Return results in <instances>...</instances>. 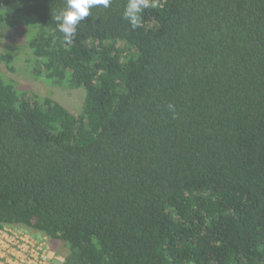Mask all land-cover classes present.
Returning a JSON list of instances; mask_svg holds the SVG:
<instances>
[{"label":"trees","instance_id":"obj_1","mask_svg":"<svg viewBox=\"0 0 264 264\" xmlns=\"http://www.w3.org/2000/svg\"><path fill=\"white\" fill-rule=\"evenodd\" d=\"M147 2L68 43L66 0H0V50L21 25L37 75L85 91L72 115L0 70V228L62 264H264V0Z\"/></svg>","mask_w":264,"mask_h":264},{"label":"rangeland","instance_id":"obj_2","mask_svg":"<svg viewBox=\"0 0 264 264\" xmlns=\"http://www.w3.org/2000/svg\"><path fill=\"white\" fill-rule=\"evenodd\" d=\"M148 4L150 5V3ZM28 36V30L21 25L3 30L0 53H10L13 58V71H9L3 63L0 65L4 78L22 91L34 94L39 99L54 100L72 115L80 114L85 102V91L83 89H70L65 85L49 81L42 75H37L35 69L39 66L35 64L27 48ZM17 230L26 233L33 242H45L55 260L62 261L68 254L67 249L61 243L48 241L45 237L36 238L39 237V234H33L25 229L17 228Z\"/></svg>","mask_w":264,"mask_h":264},{"label":"built area","instance_id":"obj_3","mask_svg":"<svg viewBox=\"0 0 264 264\" xmlns=\"http://www.w3.org/2000/svg\"><path fill=\"white\" fill-rule=\"evenodd\" d=\"M54 260L45 242H33L15 228H0V264H56Z\"/></svg>","mask_w":264,"mask_h":264},{"label":"clouds","instance_id":"obj_4","mask_svg":"<svg viewBox=\"0 0 264 264\" xmlns=\"http://www.w3.org/2000/svg\"><path fill=\"white\" fill-rule=\"evenodd\" d=\"M109 3L110 0H66L65 8L52 18L56 22L58 30L63 33L64 40L71 43L76 36L77 25L86 17H89V10L97 5H103L107 8ZM147 6V0H130L124 16L135 25L137 23V14ZM169 107L171 108L172 106L170 105Z\"/></svg>","mask_w":264,"mask_h":264},{"label":"crops","instance_id":"obj_5","mask_svg":"<svg viewBox=\"0 0 264 264\" xmlns=\"http://www.w3.org/2000/svg\"><path fill=\"white\" fill-rule=\"evenodd\" d=\"M58 260H59V259H58ZM58 260H54L53 262H54V263H56V264H58V263H59V261H58Z\"/></svg>","mask_w":264,"mask_h":264}]
</instances>
